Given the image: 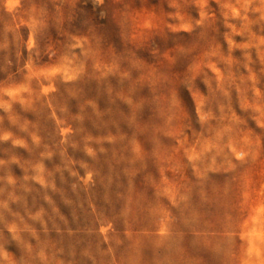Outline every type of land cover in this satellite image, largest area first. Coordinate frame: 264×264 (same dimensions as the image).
Here are the masks:
<instances>
[{
    "label": "rangeland",
    "instance_id": "rangeland-1",
    "mask_svg": "<svg viewBox=\"0 0 264 264\" xmlns=\"http://www.w3.org/2000/svg\"><path fill=\"white\" fill-rule=\"evenodd\" d=\"M0 264H264V0H0Z\"/></svg>",
    "mask_w": 264,
    "mask_h": 264
},
{
    "label": "bare ground",
    "instance_id": "bare-ground-1",
    "mask_svg": "<svg viewBox=\"0 0 264 264\" xmlns=\"http://www.w3.org/2000/svg\"><path fill=\"white\" fill-rule=\"evenodd\" d=\"M132 247V246H131Z\"/></svg>",
    "mask_w": 264,
    "mask_h": 264
}]
</instances>
